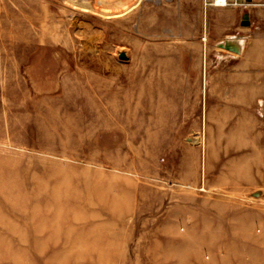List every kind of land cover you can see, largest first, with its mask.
I'll list each match as a JSON object with an SVG mask.
<instances>
[{
    "label": "rangeland",
    "instance_id": "obj_1",
    "mask_svg": "<svg viewBox=\"0 0 264 264\" xmlns=\"http://www.w3.org/2000/svg\"><path fill=\"white\" fill-rule=\"evenodd\" d=\"M207 8L0 0V264H264V0L243 61Z\"/></svg>",
    "mask_w": 264,
    "mask_h": 264
},
{
    "label": "crops",
    "instance_id": "obj_2",
    "mask_svg": "<svg viewBox=\"0 0 264 264\" xmlns=\"http://www.w3.org/2000/svg\"><path fill=\"white\" fill-rule=\"evenodd\" d=\"M191 1V0H190ZM197 1L198 4L201 5L202 0H193ZM243 8L238 7H215V6H208L206 9V13L209 19V33L213 35L214 41L218 42L222 39H225L229 35L234 34H245L248 35L245 39L246 43H248L247 40H250L253 36V28L256 25V16L255 18L250 13V20L251 25L244 26L242 25V16H243ZM207 33V30H206ZM245 43V48L243 47V50L241 53H235L233 51H230L228 49L222 48L223 56L227 57H240L244 60L248 55L246 53H250V50L247 48V44ZM221 48V47H220ZM243 55H246L243 57ZM241 60V59H240ZM247 60V59H246ZM246 62V61H245ZM241 63V61H240ZM243 64V63H242ZM245 64V63H244Z\"/></svg>",
    "mask_w": 264,
    "mask_h": 264
},
{
    "label": "water",
    "instance_id": "obj_3",
    "mask_svg": "<svg viewBox=\"0 0 264 264\" xmlns=\"http://www.w3.org/2000/svg\"><path fill=\"white\" fill-rule=\"evenodd\" d=\"M248 2H252V0H247ZM242 25L249 26L251 24L250 20V12L245 11L242 16ZM247 35L245 34H234L229 35L225 39H222L218 42H216V45H218L221 48L228 49L230 51H233L235 53H241L244 47L245 39ZM122 58L126 57V54L123 53L121 55ZM259 194V192H256V195Z\"/></svg>",
    "mask_w": 264,
    "mask_h": 264
},
{
    "label": "built area",
    "instance_id": "obj_4",
    "mask_svg": "<svg viewBox=\"0 0 264 264\" xmlns=\"http://www.w3.org/2000/svg\"><path fill=\"white\" fill-rule=\"evenodd\" d=\"M206 7L215 6V7H238L245 8L250 5L251 2L247 0H202Z\"/></svg>",
    "mask_w": 264,
    "mask_h": 264
},
{
    "label": "bare ground",
    "instance_id": "obj_5",
    "mask_svg": "<svg viewBox=\"0 0 264 264\" xmlns=\"http://www.w3.org/2000/svg\"><path fill=\"white\" fill-rule=\"evenodd\" d=\"M118 6V5H117ZM89 7H91L90 5H89ZM92 8H94V7H92ZM130 9V8H129ZM116 10H118V9H116ZM108 12H111V11H108ZM8 13V12H7ZM118 15H121V14H119L118 12L117 13H115V15L114 16H118ZM123 16V15H122ZM10 18V17H9ZM14 20V19H13ZM13 23V22H12ZM24 25V24H23ZM63 35V34H62ZM38 43V42H37ZM28 60V59H27ZM25 62V61H24ZM78 68V67H77ZM83 70V69H82ZM79 72H81V71H79ZM83 72V71H82ZM86 72V71H85ZM71 73V72H70ZM76 73V72H75ZM87 73V72H86ZM72 74V73H71ZM88 74V73H87ZM87 78V77H86ZM81 79V78H80ZM92 79V78H91ZM63 80V79H62ZM91 82V81H90ZM91 90H93V89H91ZM94 91V90H93ZM92 91V92H93ZM90 92V91H89ZM95 92V91H94ZM93 92V93H94ZM89 95H91V93L89 94ZM97 95V94H96ZM95 96V95H94ZM42 99V98H41ZM95 100V99H94ZM28 101V100H27ZM5 102V101H4ZM26 102V101H25ZM40 102V101H39ZM96 102V101H95ZM100 102V101H99ZM27 103V102H26ZM97 104V103H96ZM29 105V104H28ZM100 106V105H99ZM27 107V106H26ZM25 107V108H26ZM28 108V107H27ZM29 111H31V110H29ZM62 118V117H61ZM65 118V117H64ZM61 134V133H60ZM5 135V134H4ZM34 137V136H33ZM63 140V139H62ZM65 140V139H64ZM64 142V141H63ZM41 147V146H40ZM54 149H57V148H54ZM47 151V150H46ZM52 155V154H51ZM234 159V158H233ZM231 168V167H230ZM233 170V169H232ZM249 172V171H248ZM232 174V173H231ZM239 174V173H238ZM68 176V175H67ZM61 186V185H60ZM257 189H260V188H257ZM256 191V190H255ZM260 191H262L261 189H260ZM261 193V192H260ZM254 194V193H253ZM251 196H252V194H251ZM245 199V198H244ZM244 199H243V201H244ZM258 202H260V201H258ZM257 229V228H256ZM257 236V235H256ZM45 245V244H44ZM66 255H67V253H65ZM54 255V254H53ZM57 259H58V257H57ZM61 261H62V259H61Z\"/></svg>",
    "mask_w": 264,
    "mask_h": 264
}]
</instances>
